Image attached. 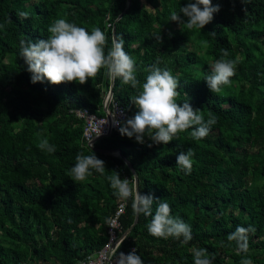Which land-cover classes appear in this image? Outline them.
<instances>
[{"label": "trees", "instance_id": "16d2710c", "mask_svg": "<svg viewBox=\"0 0 264 264\" xmlns=\"http://www.w3.org/2000/svg\"><path fill=\"white\" fill-rule=\"evenodd\" d=\"M187 2L0 0V264H77L101 249L118 199L107 177L117 171L121 179L132 178L122 159L134 169L139 193L157 200L152 215L138 214L117 255L134 247L143 264H194V250L207 249L213 264H264V0H212L220 10L201 31L191 32L170 21V12L179 14ZM61 18L89 31L99 27L108 37L105 53L114 29L135 60L141 84L152 66L169 70L179 81L177 102L200 109L205 121L215 117L207 137L193 140L188 129L157 145L113 132L92 146L108 153L93 151L105 162V173L74 182L76 156L92 150L73 110L104 115L107 70L84 85L33 84L19 54L21 39H47L48 27ZM159 33L161 43L153 38ZM220 59L233 61L235 74L211 93L204 80ZM136 94L113 80L112 99L128 118L138 111L130 103ZM44 140L55 151L42 150ZM189 149L193 167L185 174L176 156ZM132 202L127 199L119 219L122 233L134 222ZM160 203L190 226L188 243L149 233ZM238 228L246 230V251L239 247L245 240H229Z\"/></svg>", "mask_w": 264, "mask_h": 264}, {"label": "clouds", "instance_id": "9594fccd", "mask_svg": "<svg viewBox=\"0 0 264 264\" xmlns=\"http://www.w3.org/2000/svg\"><path fill=\"white\" fill-rule=\"evenodd\" d=\"M242 2L245 3V0ZM219 10V4L213 5L212 0H188L180 8L179 14L174 10L170 12V21L184 25L189 32L201 31ZM181 14L187 18L186 22ZM19 15L27 18L28 13L21 12ZM47 31V39L35 42L21 39L19 42V54L27 65V71L32 74L31 82L35 84L47 81L51 85L76 82L84 85L89 79H94L102 68L106 69L110 79L119 78L122 84L130 85L137 93L130 100L138 109L135 115L123 121L114 119L121 136L135 138L140 144H144L147 138L153 144L166 145L179 138L178 133L192 129V139L199 141L207 137L211 126L216 123L215 117L211 116L205 121L201 110L194 109L188 101L182 104L177 102L179 81L166 68L154 65L147 69L149 74L141 84L135 74V60L124 51L122 38H113L111 48L105 53L108 37L99 27H93L89 31L61 18L55 20ZM153 38L157 43L162 42L160 33ZM223 56H228L226 50ZM234 74V62L220 59L211 65V74L204 81L211 93H219L222 86L230 84V78ZM99 135L101 130L96 136ZM92 139L89 141L90 147ZM40 147L48 152L55 151L47 140L42 141ZM193 156L191 149L176 156V163L185 174H191ZM75 159L76 163L70 170V177L74 182H83L94 172L101 175L105 173V162L93 151L90 155L78 154ZM107 179L117 198L132 199L134 214L152 215V204L157 199L139 192L133 194L128 179H121L117 171ZM148 231L155 237H183L182 244L192 239L190 226L171 217L167 203L158 205ZM245 231L238 228L236 234L229 236V240H237L238 237L239 240H245L239 247L246 251ZM213 260L214 257L209 258L207 249L194 250V264H213ZM120 264H143V261L133 249L127 254L121 253ZM242 264H252V261L246 259Z\"/></svg>", "mask_w": 264, "mask_h": 264}, {"label": "built area", "instance_id": "2783aa9c", "mask_svg": "<svg viewBox=\"0 0 264 264\" xmlns=\"http://www.w3.org/2000/svg\"><path fill=\"white\" fill-rule=\"evenodd\" d=\"M106 95V94H105ZM105 98V96H104ZM104 102V99H103ZM104 107V104L103 106ZM104 112V111H103ZM74 115L83 122V129H82V139L85 144L90 147L89 141L92 139V146L93 142L97 138H104L110 136L113 132H118V126L114 124L115 120H126L128 115L125 111L113 101L110 100L107 111L104 112L103 116H98L96 114L90 113L86 109H75L73 110ZM101 130V135L98 137L99 131ZM113 155L117 156V153H113ZM129 186L133 189L134 194V181L133 178H128ZM127 200L124 199H117L116 208L111 218L107 221V236L108 240L106 244L99 250L94 251L90 255H88L84 260L79 261L77 264H120L121 261V254L117 255V250L125 239L123 237L120 221L119 219L124 214V210L126 207ZM135 250L134 247L129 248L127 251L123 252L125 254ZM135 254L136 250H135ZM39 264H58L54 262H40Z\"/></svg>", "mask_w": 264, "mask_h": 264}, {"label": "water", "instance_id": "95a60500", "mask_svg": "<svg viewBox=\"0 0 264 264\" xmlns=\"http://www.w3.org/2000/svg\"><path fill=\"white\" fill-rule=\"evenodd\" d=\"M113 38H115L114 29L112 30V39ZM112 96H113V80L110 79V86H109V88L107 90V93L105 95L104 102H103V104H104L103 111L104 112L107 111V107H108V104H109L110 100L112 99ZM100 139H102V137L95 139L93 143H95L96 141H98ZM91 150L96 152V153L103 154V155H107L108 154L105 151L96 150L94 148H91ZM122 160L125 163V165L128 167V169L130 170V173L132 175V178H133V181H134V194H135L136 192H139L137 175L135 174V171L132 168V166H130L125 159H122ZM137 220H138V214H135V218H134V222H133L132 226L130 228H128L123 234L124 238H126V236L131 232L132 228L137 223Z\"/></svg>", "mask_w": 264, "mask_h": 264}, {"label": "rangeland", "instance_id": "374dc122", "mask_svg": "<svg viewBox=\"0 0 264 264\" xmlns=\"http://www.w3.org/2000/svg\"><path fill=\"white\" fill-rule=\"evenodd\" d=\"M189 48H190L191 50H194V45L191 44V45L189 46Z\"/></svg>", "mask_w": 264, "mask_h": 264}]
</instances>
